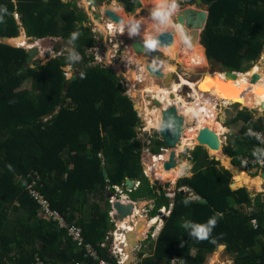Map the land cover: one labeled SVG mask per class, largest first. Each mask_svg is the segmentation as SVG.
I'll return each mask as SVG.
<instances>
[{
	"label": "trees",
	"instance_id": "obj_1",
	"mask_svg": "<svg viewBox=\"0 0 264 264\" xmlns=\"http://www.w3.org/2000/svg\"><path fill=\"white\" fill-rule=\"evenodd\" d=\"M117 1L127 13L141 6L140 0ZM210 1L202 0L203 4ZM88 18L70 1L0 0V36L19 37L24 29L36 38L61 37L56 50L63 44L75 49L31 67L24 47L0 42V264L88 260L65 229L38 217V205L26 189L35 172L40 177L38 189L52 209L68 224L80 227L84 241L110 264L117 262L102 245L114 228L106 196L112 185L123 184L126 177L139 180L131 199H154L152 216L172 203L152 260L140 264H156L155 260L204 264L220 245L236 254L234 264H264V193L252 198L247 187L232 188V173L204 146L191 150L192 175L179 178L177 185L188 187L197 198L176 188L171 200L163 187L144 174L137 129L141 119L133 99L124 93L120 74L107 65L90 63L93 55L86 48L95 39L82 26ZM131 26L120 22L117 34L124 36ZM200 42L210 62L246 71L264 50V0H213ZM66 64L77 69L71 82L64 75ZM27 79L31 87L23 88ZM239 120L264 130V117L254 119L247 108L240 109L231 122ZM246 128L243 124L237 133L227 135L224 154L235 164L242 162V155H253L259 145L245 134ZM157 143L156 151L165 147L162 141ZM259 148L264 153V145ZM253 200L256 207L248 210ZM209 218H215V224L206 238L189 234Z\"/></svg>",
	"mask_w": 264,
	"mask_h": 264
},
{
	"label": "bare ground",
	"instance_id": "obj_2",
	"mask_svg": "<svg viewBox=\"0 0 264 264\" xmlns=\"http://www.w3.org/2000/svg\"><path fill=\"white\" fill-rule=\"evenodd\" d=\"M158 1L159 2H154L156 7L157 5L162 4L160 2L161 0ZM168 3L170 4V2ZM163 4H165V2H163ZM153 6L154 5H152V7ZM142 17L145 24L148 25L147 27H150L151 32H153L152 35L155 34V32H160L165 29H169L174 32V40L170 47L161 48L163 54L170 56L173 59H177V62L179 63H184L188 69H197L198 67L207 65V58L204 54V46L198 41L199 29L193 28L192 30L191 28V30L185 34L183 31L184 29L182 28L183 26L173 24L171 19H167L164 26L157 27L155 26L156 21L154 22L155 19L150 16V14ZM108 25H111L110 20H108ZM130 34L132 33H129V35ZM21 36L15 38L14 41L18 43L26 42L25 37ZM149 36H151V34ZM126 57L128 61L134 62V68L130 69L132 82L136 84L141 83L143 87L142 91L145 98V107L143 108L145 119L144 126L146 129L149 126L159 128L163 109H166L171 105H175L178 112L185 117V122L193 123L189 136H182L186 135V131L183 129L180 142H185L184 145L190 147L193 146L197 139L199 130L203 127H209L213 130L215 129L219 133L227 131V127H225L222 122L216 118L218 105L220 104L226 106L228 103L241 102L253 105L257 109L264 111V71H262L263 68L260 63H256L247 71L237 73L235 78H230L229 76L224 75L223 72L216 71L215 73H212V75L209 74L199 79L197 82L181 76L179 82L171 81V86L168 87L160 86L154 80L155 77L150 74L146 75L145 78L138 75V65L140 63L138 54H135V52L132 51H127ZM171 68H174V65H172ZM168 69L169 68L167 67L164 74L171 73ZM198 83L201 84L202 92L198 91L196 88ZM186 86L191 87V91L186 94H181L182 89ZM171 93L174 94V97L170 96ZM152 99H158L161 101V105H155ZM217 131L216 133H218ZM163 150H165V148ZM209 151L213 155H219L221 153L220 149L216 150L209 148ZM161 154L162 151L160 153H152L149 156L145 166L148 174L161 182H172L180 174L185 173V168L187 169L185 162H183L180 166L165 169L163 164L168 156H166L165 160H162L159 158ZM222 158L224 164L228 165V169H230L233 173L234 187L250 183L258 186L261 183L260 177L251 178L244 170H242L241 167L230 164L226 155ZM158 221H160V218H154L151 221V224L154 225ZM139 222L140 220H131V218H128L117 224L114 235L115 241L118 242V246H116V244L114 245L116 248L119 247V244L123 243L121 239H123L124 230L127 232H134L137 228H135L134 223L138 226Z\"/></svg>",
	"mask_w": 264,
	"mask_h": 264
},
{
	"label": "rangeland",
	"instance_id": "obj_3",
	"mask_svg": "<svg viewBox=\"0 0 264 264\" xmlns=\"http://www.w3.org/2000/svg\"><path fill=\"white\" fill-rule=\"evenodd\" d=\"M154 2H159L158 0H143V2L141 3V6H139L135 12L133 13H124L123 8L119 6V3L117 0H94V4L97 7V11L95 12L94 15H90V18L93 19L91 21V26L92 29H98L99 28V32H98V36H96V44L98 46H100V48H105V50L108 52L106 55L108 58H111L113 60V62L111 64L112 68L116 71V72H120V78L123 81V85H124V89H132L135 90V94H134V104L140 106L141 108L142 106L145 105V98L143 96V91H142V84L141 83H133L131 80V72L130 69L134 68V62L133 61H128L126 55H127V51L130 52H135L134 49L131 46V42L134 39H140L142 41H144L146 43L147 40H150V37L152 36L151 29L150 27H147L148 25L145 24L143 17L142 16H147L151 13V11L156 8L155 3ZM162 4L163 2H165L164 5H169L168 2H172L175 4V8L171 11V13L168 16V19H171V21L173 22V24H177V20H176V13L179 11V9H182L186 6H188L189 4L187 3V0H161L160 1ZM171 4V3H170ZM187 4V5H186ZM192 4V3H191ZM152 5H154L152 7ZM150 6V7H149ZM106 7H111L116 13L120 14L121 16L124 17V20L122 22H127L129 25H132L133 23H138L140 24V27L136 29L135 32H132V34L129 35V33L131 32H127L125 33V35H118L117 32L118 30H120V23H115L113 21H111V31H109L110 33L107 32V30L105 29V26H103L101 17L104 15V8ZM149 7V8H148ZM175 13V14H173ZM151 16V14H150ZM155 26L160 27V26H164V24H160L156 19L154 20ZM160 24V25H159ZM82 26L84 27V23H82ZM132 27V26H131ZM184 30V33L186 34L188 31L191 30V28H185L184 26L182 27ZM171 29V28H170ZM159 32V31H158ZM155 32V33H158ZM151 34V36H149ZM21 35V31L19 36ZM23 36V35H22ZM21 36V37H22ZM20 40V39H19ZM60 41V40H58ZM26 43V42H25ZM55 42L54 45H56ZM106 43V46H105ZM201 43V42H200ZM66 46H69V44H64ZM105 46V47H104ZM154 48L160 49L163 47H157L156 45L153 46ZM118 50V52H117ZM91 51V47L86 48V53L90 54ZM162 52V51H161ZM205 52V51H204ZM135 54H139L136 53ZM205 54V53H204ZM93 55V54H92ZM103 55V52H102ZM140 57H142L143 59H147L145 55L143 54H139ZM139 57V58H140ZM125 60V61H124ZM149 60L151 62H153L155 65L160 64V70H162V72L164 73L167 70V67L169 68L168 70H170L169 72H171L170 74L173 73V81L175 82H179V80L181 79V76H184L190 80H194L195 82L199 81L198 79H201L207 75H212V71L214 69L219 68V65L216 63H212L207 59V65L206 66H202V67H198L197 69H188L184 63H179L177 62V59H173L170 56H166L165 54H163L158 58H149ZM256 63H260L262 64V68L264 69V59H259V61H257ZM174 65V68H171V66ZM193 70V71H192ZM138 72H139V76H142L143 78L146 77V75H149L148 72H146L145 69H141L140 67L138 68ZM168 72V71H167ZM209 72V73H208ZM166 75V74H164ZM160 86H167L166 83H164L162 81V79H158L155 77L154 79ZM31 85V80L27 79L24 81V87H30ZM132 86V88H131ZM191 91V87L186 86L182 89L181 94H186L188 92ZM241 103V102H240ZM242 104V103H241ZM242 105H245L244 103ZM250 105V104H249ZM253 106V105H252ZM247 108L248 110H250L253 114V118L257 119L258 117H263L264 116V111L260 112L262 110H259L257 108L254 109H250L249 107H241V105H239L238 103H228L226 106L224 105H218V113L216 115V118L222 122V124L227 127V131H225L224 133H219L217 130L214 129V131L218 132L220 135V139L222 140V146L220 147V154L219 155H213L210 153L209 148H207V146H204L210 157H216V159H219L220 164L224 165V166H228L226 164H224V161L222 160L223 156L226 155L224 154V147L227 144V135L229 133H234V132H238L240 130V128L242 127V121L239 120L237 122L232 123L231 119L236 115V113L240 110V109H244ZM142 116L144 117V114H142ZM143 124L145 123V119L142 120ZM141 123V122H140ZM193 123L190 122H185V117H184V130L186 131V135H182V136H189L190 134V130L192 129ZM146 129V127H145ZM138 138L140 139V143L142 146V150H144V146H149L151 148V151L153 153H159L161 152L160 149H158V151H156V147L158 145L157 141H162V137L159 134V128L158 127H154V126H149L145 132H140L138 133ZM185 142H178V145L176 146V149H183L185 151L186 154H190L191 155V150L194 148L195 145H197V140L195 141V144L193 146H187L184 145ZM182 144V145H181ZM180 145V147H179ZM168 151L169 150H162V154L159 156L160 159L165 160L166 156H168ZM227 156V155H226ZM148 155L146 154L145 151H143L142 153V159H143V165L144 167L146 166V162L148 160ZM229 161L230 158L229 157ZM188 163L187 165V169L185 168V173L180 174L175 180L174 183H171L169 181L166 182H161L160 180L156 179L155 177L151 176L149 174V177L151 178V182H156L158 185H160L163 188H166L168 190H166L167 194L169 195L170 199L172 200V195L174 193V191L177 188L178 185V179L181 177H189L192 175V163L191 161L185 162V164ZM240 166V165H239ZM242 166H243V162H242ZM242 168V167H241ZM243 170V169H242ZM255 172V169L246 171V173H248L249 175L253 174ZM257 173L259 171H256ZM234 181V180H233ZM173 182V181H172ZM233 185V183H232ZM243 186V185H242ZM234 187V186H233ZM237 187V186H235ZM177 189H181L184 190L187 189V187L185 186H181ZM187 191V190H186ZM191 194V193H190ZM143 202V201H142ZM170 208V205H169ZM159 222V221H158ZM158 222H156L154 225H158ZM151 224V222L149 223ZM115 230V226L113 228L112 231ZM115 237V236H114ZM111 238H109L110 240ZM118 242L115 241V239L113 240V245L116 244L117 245Z\"/></svg>",
	"mask_w": 264,
	"mask_h": 264
},
{
	"label": "built area",
	"instance_id": "obj_4",
	"mask_svg": "<svg viewBox=\"0 0 264 264\" xmlns=\"http://www.w3.org/2000/svg\"><path fill=\"white\" fill-rule=\"evenodd\" d=\"M64 1H70V2L74 3L77 7L83 9L88 15H91V14L94 15L95 12L97 11V7L94 4L93 0H64ZM15 17L19 20L18 13H15ZM92 20L93 19L88 18L87 20L83 21V23L85 25L84 27L88 28L89 32L92 34L93 38L95 39L96 36L99 35L98 34L99 28L98 29H92V26H91ZM101 20H102L103 26H105V29L107 30V32L110 33L109 31H111V29L108 25V20H110V19H108L107 17H102ZM110 21H112V20H110ZM22 35L25 37L26 43L23 44V43L15 42L14 39L18 37V36H16L15 38L12 39V41L14 43L13 45L18 46V47H24L26 50L28 48H32V47H37V49H38V53L34 57V60L31 63H29V65H34L35 63H38V62H41V63L46 62L50 58H53V57H56L58 55L63 54V50H67V48H68V46L63 44L59 49H57V50L55 49V45L53 44V42H58V40H61V37H59V36H48V37L36 38V37L28 36L25 32ZM96 42L97 41L95 39L93 44L87 46V47H91L90 54H93L92 62L93 63L98 62V63L107 65V66L112 68L113 64H111V63L113 62V60L111 58L107 57L106 54L108 52L105 50V48H100V46H98L96 44ZM105 46H106V43H105ZM102 52H103V55H102ZM117 52H118V50H117ZM263 53H264V50L260 53V58H258L256 61L252 62V66H254L256 64V62L259 61V59H262V60L264 59V56L263 57L261 56ZM63 69H64V75L67 79H69L72 76V74L74 73V68L72 67L71 64L64 65ZM236 72L239 73L240 71H236ZM121 83H123L122 80H121ZM124 93H126L128 96H130L133 99L134 94H135V90L125 89ZM144 107L145 106H142V108H141V105H140L136 109L137 114L141 119V123L137 127L138 133H139V131L145 132V130H146L145 126L142 122V120H144V117L142 116V114H144V110H143ZM47 118L48 117H45V119H47ZM243 124L246 125V127H247L245 130L246 135L250 136L251 138L256 139L257 141H259L261 143H264V132L262 130L254 129L251 126V121H247ZM164 148L165 147H161L160 150L162 151ZM143 151L146 152L148 157L153 153L149 146H144V150H142V153H143ZM242 158H243L244 169L246 171H249L252 169H255V171H261L264 168V153L258 154V155L246 154V155H242ZM142 163H143V159H142ZM143 172L145 175H147L149 177V174H148V172L144 166H143ZM39 179H40L39 175L36 172L33 173L32 181L26 186V189H27L29 196L38 205V217L45 219V220L54 221L57 223V226L60 229H65L67 231L68 237L74 243H76L77 246L83 247L84 253H85L84 257H86L88 259L87 261H75V262L66 263V264H110L108 261L100 258L98 252L93 248V246L91 244L86 243L84 241V238L82 236V229L80 227H78L75 224H68L66 222V220L64 219V217L57 210L52 209L49 200L38 189V187L40 186V184L38 183ZM134 180H135V182H134V185L132 188L127 187L124 183L121 185H118V184L112 185V189H113L112 196H110L108 198L110 208H111V210L109 212V217L111 219V223L115 226V229H116L118 222L116 220H114V216L116 214V211L113 208V204L117 201H119L123 204H128V203L133 204L134 214L132 215L131 220H139L140 218H143V217L147 218L148 214L150 212L151 207H147V206L139 207V201L131 199L130 192L139 185V180H137V179H134ZM166 190H168V189H166ZM179 190H181V189H179ZM174 193H175V191H174ZM174 193H173L172 197L174 196ZM171 205H172V203H170V207H171ZM158 211L160 214H158L159 216H156L155 218L161 219L162 216L169 215V211H166L165 207H161L160 209H158ZM152 219H154V218H152ZM252 223L256 227L257 224H256L255 219L252 220ZM134 226L136 228L135 223H134ZM126 233H127V231L124 230L123 239H121V241L123 243L119 244L118 248H116L113 245V240L115 239V237H114L115 230L108 234V237L106 238L107 243L102 244L103 247L108 248L109 255L113 256L116 259L117 264H125V262L130 259V254L127 251L129 241L127 240V238L125 236ZM109 238H111V239L109 240ZM144 241L141 240V242H139L135 247L132 248V254L134 252L138 253V252L142 251ZM31 264H52V263H50V262L46 263L42 260L36 259V261L31 263Z\"/></svg>",
	"mask_w": 264,
	"mask_h": 264
},
{
	"label": "water",
	"instance_id": "obj_5",
	"mask_svg": "<svg viewBox=\"0 0 264 264\" xmlns=\"http://www.w3.org/2000/svg\"><path fill=\"white\" fill-rule=\"evenodd\" d=\"M213 3V0L208 2L207 4L203 5L202 0H195L194 4H190L182 9H179V11L176 13V20L177 24L184 26L185 28H195L199 29L198 33V41L200 42L201 33L206 25L207 18H208V8ZM104 13L106 17L116 23H120L124 20V17L120 14L116 13L111 7L104 8ZM136 25V29L140 27V24L133 23V25ZM24 34V31H21V35ZM15 37H6V36H0V42L10 43L13 45L12 39ZM150 40L155 41V45L157 47H163L168 48L173 43L174 40V32L169 29H165L163 31H160L158 33L153 34L150 37ZM131 46L134 49L136 53L143 54L147 58V69L149 71V74L153 77H157L158 79H162L164 83L168 87L171 86V81L173 79V73L166 74L164 73L154 65L150 64L149 58H158L162 55V52L160 49L154 48V47H148L147 43L140 39H134L131 42ZM70 52H75V49L73 45H70L67 48ZM38 53L37 47H32L27 49V61L32 62L34 60V57ZM78 59H80L81 55L79 54ZM218 64L217 62H215ZM27 69V68H25ZM216 71L223 72L224 75L229 76L230 78H235L237 76L236 71L226 69L224 67L219 66V68L214 69L211 73H215ZM77 78V69L72 74V76L68 79L69 82L75 80ZM255 78V77H253ZM199 80V79H198ZM196 88L198 91L202 92L201 84L198 83ZM171 97H174V94H170ZM153 103L157 106L161 105V101L158 99H152ZM135 109L138 108L136 104H134ZM184 129V116L181 115L177 107L175 105H171L170 107L163 109L162 111V118H161V124L159 127V134L162 137V142L165 145V148L170 150L169 155L167 159L164 161V168L170 169L175 166H180L183 164V162H188L192 160V156L190 154H186L183 149L177 150L176 146L178 145V142L180 141L181 135L183 133ZM197 145L207 146V148L210 149H220L222 146V140L220 139L218 133H216L213 129H210L209 127H203L199 130L198 136H197ZM160 153V152H159ZM188 165V163H186ZM103 174L104 177H108V172L103 166ZM134 178L132 177H126L124 184L132 188L134 185ZM112 196V193L108 194V197ZM203 201H206L205 199H201ZM113 208L116 211V214L114 216V220H116L118 223L123 222L124 220L131 218L134 214V206L132 203L123 204L119 201L115 202L113 204ZM132 223V222H130ZM142 223H139L138 226H136L137 230L140 228ZM127 240L129 241L128 245V253L130 256H132V248L137 245L136 236L134 232H127L125 234ZM141 240V238L139 239ZM126 264V263H125Z\"/></svg>",
	"mask_w": 264,
	"mask_h": 264
},
{
	"label": "crops",
	"instance_id": "obj_6",
	"mask_svg": "<svg viewBox=\"0 0 264 264\" xmlns=\"http://www.w3.org/2000/svg\"><path fill=\"white\" fill-rule=\"evenodd\" d=\"M141 3L143 2V0H140ZM188 1V0H187ZM188 3V2H187ZM195 3V2H194ZM192 3V4H194ZM189 5L191 3H188ZM187 5V4H186ZM205 5V4H203ZM120 6V4H119ZM121 7V6H120ZM124 13L126 14L127 12H125V10L123 9ZM88 15V14H87ZM89 16V19H90V15ZM102 17H106L105 13ZM101 17V18H102ZM21 31H24V29H21ZM26 33V32H25ZM32 37V36H31ZM48 37V36H46ZM22 41V40H20ZM55 44V42H53ZM69 47V46H68ZM204 51H205V47H204ZM205 53V52H204ZM260 58V55L259 57ZM30 63V62H29ZM90 63H93V62H90ZM35 65V64H34ZM34 65H30L31 67H34ZM251 68V67H250ZM76 71V69H74V72ZM264 71V69L262 70ZM117 74H119L120 72H116ZM22 87H24V83L22 84ZM31 87V85H30ZM30 87H26V88H30ZM235 103H239V105L242 106H246V107H250L252 109L256 108L252 105H249V104H245V105H242L240 102H235ZM260 112H263V111H260ZM264 117V116H263ZM242 125H243V122H242ZM264 132V130H262ZM259 145L258 147L254 150L253 152V155H258V154H262L263 151L262 149H260L259 147L264 145V143H261L259 142ZM252 154V153H251ZM228 157V156H227ZM230 157V156H229ZM242 158V156H241ZM229 159V158H228ZM230 164H232L233 166H239V167H242V169L246 172V170L244 169V164L242 166V162H243V158H242V162L240 164H235L233 163V159L232 157L230 158ZM144 166V165H143ZM224 166V165H223ZM228 169L227 166H224ZM230 171V169H228ZM231 172V171H230ZM232 173V172H231ZM248 174V173H247ZM249 175V174H248ZM251 178L253 177H260V180H261V183L257 186L255 184H245L243 186L247 187L248 190L250 191V195L252 198H254L257 194H262L264 193V168L259 171L258 173L255 171L253 174L249 175ZM151 179V178H150ZM233 173H232V182H231V187L236 189L238 187H241V186H238V187H233L232 183H233ZM174 182V181H173ZM172 183V182H171ZM137 188V187H136ZM135 188V189H136ZM165 189V194L168 196V194L166 193V188ZM189 191V194L192 198H197V196L187 187V189H185V191ZM113 192V189L110 190L108 192V194L112 193ZM108 194L106 196L107 200H108ZM136 201H139V207H144V206H147V207H151L150 208V212L148 214V217H143V218H140V222L139 223H142V225L140 226V228L137 230L134 231L135 233V236H136V241H137V244L139 242H141V240H145L143 242V248H142V251L141 252H138V253H133L132 256H130V259L127 260L125 263L126 264H140L142 263L144 260L146 259H150L152 260V257L154 255V251H155V247H156V242H157V238L162 230V227L164 225V221L165 219L169 216V215H164L162 216V218L160 219V221L158 222V225H152V224H149L153 219L152 218H155L156 216H159L158 214H160L159 212L155 215V216H152V211L154 209V199L152 198H147V199H143V200H136ZM143 201V202H142ZM109 202V201H108ZM172 207V205H171ZM171 207L168 208V207H165L166 208V211H169V214H170V211H171ZM256 207V204H255V201L253 200L252 203H251V206H248L247 209L248 210H252L253 208L255 209ZM169 209V210H168ZM85 217L86 219H89L90 217V206H87L86 209H85ZM152 219V220H151ZM253 220V219H252ZM256 220V219H255ZM257 224V222H256ZM156 230V231H155ZM112 232V231H111ZM110 233V232H109ZM108 233V234H109ZM141 238V240H139ZM263 240H264V237H263ZM107 243V239H106V242L103 243V244H106ZM196 253V250H193L192 251V254L194 255ZM214 257V258H213ZM236 259V254L234 253H229L226 251V246L223 245V247H221V245L211 254H208L207 255V258H206V261L204 264H234V261ZM219 260V261H217ZM156 264H164V262H159V261H154ZM174 262V261H172ZM219 262V263H218ZM221 262V263H220Z\"/></svg>",
	"mask_w": 264,
	"mask_h": 264
},
{
	"label": "clouds",
	"instance_id": "obj_7",
	"mask_svg": "<svg viewBox=\"0 0 264 264\" xmlns=\"http://www.w3.org/2000/svg\"><path fill=\"white\" fill-rule=\"evenodd\" d=\"M174 8H175L174 3L169 4V5L159 4V5H157L156 8H154L151 11L150 14L160 24H164L167 22L168 16ZM109 27H111V25H109ZM129 31L135 32L136 31V25L134 24L133 27ZM74 36H75V33H73V37ZM146 43H147L148 47H153L155 45L154 40H147ZM250 67H252V65ZM234 71H236V70H234ZM240 72H242V71H240ZM214 224H215V218H209L205 225L193 226L189 234L194 235L197 239H204L207 237L208 233L211 231V228H212V226H214ZM221 247H223V245H221Z\"/></svg>",
	"mask_w": 264,
	"mask_h": 264
},
{
	"label": "flooded vegetation",
	"instance_id": "obj_8",
	"mask_svg": "<svg viewBox=\"0 0 264 264\" xmlns=\"http://www.w3.org/2000/svg\"><path fill=\"white\" fill-rule=\"evenodd\" d=\"M171 4H172V2H170ZM193 30V29H192ZM138 57H140L139 56V54H138ZM150 61V60H149ZM150 64L151 65H154V66H157L158 68H160V64H157V65H155L153 62H151L150 61ZM141 68V69H145L146 70V72H148L147 71V59H143L142 57H140V63H139V65H138V68ZM162 71V70H161ZM149 73V72H148ZM173 81V80H172Z\"/></svg>",
	"mask_w": 264,
	"mask_h": 264
}]
</instances>
